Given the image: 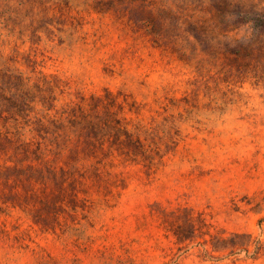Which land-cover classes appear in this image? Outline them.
<instances>
[{
  "label": "rangeland",
  "instance_id": "1",
  "mask_svg": "<svg viewBox=\"0 0 264 264\" xmlns=\"http://www.w3.org/2000/svg\"><path fill=\"white\" fill-rule=\"evenodd\" d=\"M0 264H264V0H0Z\"/></svg>",
  "mask_w": 264,
  "mask_h": 264
}]
</instances>
